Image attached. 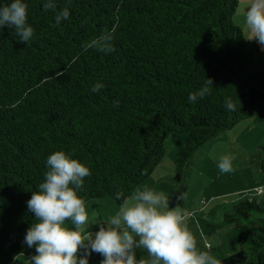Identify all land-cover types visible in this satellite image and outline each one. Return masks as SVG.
Wrapping results in <instances>:
<instances>
[{
    "label": "trees",
    "instance_id": "16d2710c",
    "mask_svg": "<svg viewBox=\"0 0 264 264\" xmlns=\"http://www.w3.org/2000/svg\"><path fill=\"white\" fill-rule=\"evenodd\" d=\"M56 2L70 10L59 25L43 0H27L28 44L14 29L0 30V264L18 263L27 248L35 220L26 201L50 153L70 152L89 167L85 205L121 206L153 175L171 134L186 135L174 162L178 184L211 139L242 120L264 125V52L233 23L239 0ZM105 30H114V50L85 52L82 44ZM207 79L209 93L190 103ZM224 218L247 232L220 264H264V207L241 200ZM137 257L148 260L143 249ZM102 259L93 252L89 264Z\"/></svg>",
    "mask_w": 264,
    "mask_h": 264
},
{
    "label": "clouds",
    "instance_id": "9594fccd",
    "mask_svg": "<svg viewBox=\"0 0 264 264\" xmlns=\"http://www.w3.org/2000/svg\"><path fill=\"white\" fill-rule=\"evenodd\" d=\"M43 9L55 12L57 25L70 17L69 8L58 9L56 0H43ZM244 25L246 39L255 40L264 51V0H250ZM5 27L14 29L21 42L28 44L33 40L27 0H0V30ZM113 41L114 30H105L83 43L82 48L85 52L110 54L114 50ZM207 85H212L210 79L189 94V102L204 98L209 93ZM102 87L97 82L91 91L97 93ZM225 107L235 110L231 97L225 99ZM233 160L230 154L221 155L217 168L222 174L230 173ZM46 168L43 182L26 201L27 210L35 220L23 239L28 248H35L30 264H89L93 252L103 257L101 264H220L208 251L197 248L186 223L188 216L170 207L163 192L150 188L137 190L93 233L85 227L89 224V214L80 191L85 178L91 175L89 167L72 153L57 150L47 156ZM138 249L146 250L147 261L138 259Z\"/></svg>",
    "mask_w": 264,
    "mask_h": 264
},
{
    "label": "rangeland",
    "instance_id": "374dc122",
    "mask_svg": "<svg viewBox=\"0 0 264 264\" xmlns=\"http://www.w3.org/2000/svg\"><path fill=\"white\" fill-rule=\"evenodd\" d=\"M249 2L250 0H239L233 17L234 25L241 29L244 37V16ZM246 40L256 44L260 52H264L255 40ZM185 141L184 134H171L166 139L162 161L138 190L150 188L163 192L169 199L170 207L188 216L186 223H189L188 228L196 245L200 243V226L203 230L216 234L211 235L214 239L211 238L208 242L215 245L214 256L222 259L239 250L238 235L240 232H247L244 226L226 224L225 215L234 213L235 205L241 200L255 199L264 207V195H256L258 190H263L264 193V125H254L251 119L242 120L232 129L211 139L192 156L186 178L177 184L173 181L174 162ZM225 154L234 156V160L232 171L222 174L216 162ZM119 208L109 199L93 200L86 205L89 223L93 221L97 227L105 224ZM32 253H35V248L27 247L18 263L30 264Z\"/></svg>",
    "mask_w": 264,
    "mask_h": 264
},
{
    "label": "crops",
    "instance_id": "0c3cea01",
    "mask_svg": "<svg viewBox=\"0 0 264 264\" xmlns=\"http://www.w3.org/2000/svg\"><path fill=\"white\" fill-rule=\"evenodd\" d=\"M141 187V186H140ZM139 187V188H140ZM138 188V189H139ZM137 189V190H138ZM136 190V191H137ZM135 191V192H136ZM263 191V190H262ZM257 195V194H256ZM262 195H264V193H262ZM253 201H255V199H253ZM92 202V201H91ZM256 202V201H255ZM90 203V202H89ZM257 203V202H256ZM257 204H259V203H257ZM87 205V204H86ZM85 205V206H86ZM200 223H202V220H200ZM90 224V225H89ZM88 225H86L85 227H86V229L88 230V231H90V232H96V230H97V224L95 223V222H93V221H90V223H89ZM187 225H188V227H189V223L187 222ZM202 225V224H201ZM199 240H200V243L197 245L198 246V249L199 250H203V251H208L211 255H213L214 256V251H215V248H214V244H212V245H210L209 244V242H208V240L209 239H214L211 235H216V234H212V232L211 233H209V232H207V231H205V230H203V227L202 226H200V232H199ZM240 234H241V232H240ZM239 234V235H240ZM238 235V236H239ZM210 245V247H208ZM25 252V251H24ZM23 252V253H24ZM236 253V252H235ZM35 253H32V254H30V256H32V255H34ZM234 254V253H233ZM232 255V254H231ZM230 256V255H229ZM227 257H228V255H227ZM220 258V257H219ZM226 258V257H225ZM222 259H224V258H222ZM222 259H218L219 261L220 260H222ZM18 261H19V259H18ZM16 264H19V263H16Z\"/></svg>",
    "mask_w": 264,
    "mask_h": 264
},
{
    "label": "built area",
    "instance_id": "2783aa9c",
    "mask_svg": "<svg viewBox=\"0 0 264 264\" xmlns=\"http://www.w3.org/2000/svg\"><path fill=\"white\" fill-rule=\"evenodd\" d=\"M263 193L262 190H258V192L256 193L257 195H261Z\"/></svg>",
    "mask_w": 264,
    "mask_h": 264
}]
</instances>
